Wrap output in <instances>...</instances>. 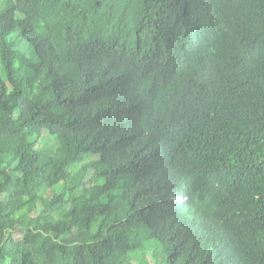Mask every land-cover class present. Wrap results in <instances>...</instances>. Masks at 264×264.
Here are the masks:
<instances>
[{
  "label": "trees",
  "instance_id": "obj_1",
  "mask_svg": "<svg viewBox=\"0 0 264 264\" xmlns=\"http://www.w3.org/2000/svg\"><path fill=\"white\" fill-rule=\"evenodd\" d=\"M0 264H264V0H0Z\"/></svg>",
  "mask_w": 264,
  "mask_h": 264
},
{
  "label": "rangeland",
  "instance_id": "obj_2",
  "mask_svg": "<svg viewBox=\"0 0 264 264\" xmlns=\"http://www.w3.org/2000/svg\"><path fill=\"white\" fill-rule=\"evenodd\" d=\"M11 42L16 45V49H18V50L21 49L23 52H25L27 57H29L30 54H32V52L30 51V47L26 45V43L19 37V35H15L14 37H12V41ZM51 138H52L51 142L54 143V145L52 146V149H55L56 146H57V143H58L57 141L58 140L56 138H54V137H51ZM41 146L42 147H46L47 144L46 143H42ZM17 239H20V237L18 235H17Z\"/></svg>",
  "mask_w": 264,
  "mask_h": 264
}]
</instances>
